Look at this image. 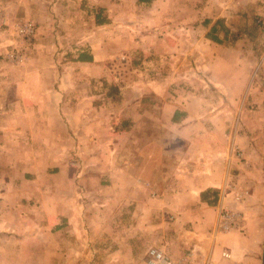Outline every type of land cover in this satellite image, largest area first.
<instances>
[{"label": "crops", "instance_id": "obj_1", "mask_svg": "<svg viewBox=\"0 0 264 264\" xmlns=\"http://www.w3.org/2000/svg\"><path fill=\"white\" fill-rule=\"evenodd\" d=\"M190 1L184 15L185 0H0V264H141L151 247L176 264H264V39L239 23L253 7L264 36V0ZM44 12L75 36L39 40ZM25 20L27 46L12 31ZM171 20L173 79L125 88L169 107L157 125L172 133L124 149L138 141L141 104H119L102 125L92 109L115 106L95 100L113 60L153 50L155 40L136 45L135 24ZM171 82L177 95L164 103ZM102 139L111 146L93 150ZM221 211L240 229L213 234Z\"/></svg>", "mask_w": 264, "mask_h": 264}, {"label": "rangeland", "instance_id": "obj_2", "mask_svg": "<svg viewBox=\"0 0 264 264\" xmlns=\"http://www.w3.org/2000/svg\"><path fill=\"white\" fill-rule=\"evenodd\" d=\"M45 1L47 2V0ZM82 1L86 2V0H82ZM249 3L250 2L248 1L246 5H249ZM182 6H183L182 11L184 14L189 11L190 7L192 6V3L190 0H185V2L182 3ZM60 12L61 10L59 8L56 12L57 16H59ZM144 16L145 15H142V14L139 15V21H140L139 23H141L142 20L143 21L145 20ZM52 20H55L54 17L53 19L51 17L50 19H48L47 16L45 15V12L40 13V15H37L35 27L36 28L42 27V29H38V32H37L38 39L39 40L44 39L45 41L47 40L48 42L46 44L47 46L51 44L50 35L53 34V32H55L54 35L57 37V39H59V41H61L62 39H72L75 36V33L73 32L71 27L68 28L67 30H64L61 27H58L56 25L57 23H55ZM239 20H240L239 23L243 25L241 26V29H243L244 35H246L247 38L253 40L256 37H262L264 39V36L260 35V33H258L259 31H257V28H260V25L262 22H261L260 16L254 14L253 7L247 6L244 10L243 16ZM169 22L170 23L167 24V26L165 27V30L162 29L159 31L151 30L152 28L150 27L149 23L145 25L142 24L141 26L138 25L139 23L135 24L136 32H135V38L133 40L134 42H136V45H140L141 47H143V45H148L149 43H151V42L148 43L149 40H152V41L155 40L153 43H151L153 50L151 52L144 53L142 52V48H139V50L135 51V53L140 56L139 58L129 57V59L126 58L125 60H123L122 58L113 60L111 64V71H110L111 78L109 80L107 79V81L105 82V84L108 86L106 90V94L105 96H102L99 100H95V103L111 102L113 103L112 105L115 106L113 110H110L107 108L101 109L102 112L99 109L97 110L92 109V111L101 115L102 121L100 123H102V125L106 123L108 124V121L111 118V116H113V114L117 112L116 107L119 106V104L121 103L129 104L133 100L141 104V107H139L137 111L141 120L139 121L138 127L132 131V135L134 136V139L138 138V141H134L130 145H127V147H123L124 149L127 148L128 150H131V149L136 150V149L142 148V146L145 145L144 144L145 142L143 141L141 142L139 139L141 138V135L143 136V134L144 136L145 135L147 136L149 134L154 136L157 133L159 135H163V134L166 135V134L172 133L171 129L167 127L165 128L162 127V126H165V124H162L161 126L157 125L158 113L161 114L160 115L161 118L165 119V117L170 111L169 107H165V108L163 107L162 109L159 110L156 104L158 102L155 101L156 102L155 103L153 101L154 98L149 100L147 98V94L146 95L140 94V93H136V95H134L133 93L131 94L130 93L131 91L125 88L126 86H129L132 84L136 85L135 87L137 86L141 87L143 85L145 86L146 84H149V82L156 83L159 79H161V77H165V76L171 77L173 67L175 66V62L173 60V53L171 52L172 50L170 51L168 50V48H164V40L169 39L171 41L173 40L175 36V31L172 27L173 22L172 20ZM254 28H256V31L254 30ZM150 35H153V36L150 39H147V37ZM123 39H124L123 41L126 42L127 40H131V36L125 32L123 35ZM77 40H76L77 42L76 41L75 42L78 45L80 39L77 38ZM125 42L123 44H125ZM158 42L162 44L158 46L157 45ZM39 43L43 44V41H40ZM43 46L45 48L47 47L44 44ZM163 48L166 50V54H164L163 52H160L161 51L160 49H163ZM75 49H77V47ZM123 49L125 50L124 45H123ZM171 79L173 78L171 77ZM168 87L169 88L166 91V95H165L166 99L164 103H168V101H170V98L172 99V97L177 95V94H174L173 92L174 90L177 89L174 82H171V84ZM205 99L212 100L213 98L205 97ZM92 103H94V101H92ZM147 104H150V106L152 107L147 108L146 107ZM125 121H128V120H125ZM145 122L150 123V124H148L147 126ZM120 123H124V122L120 120ZM126 127L127 125L122 126L120 130H124L126 129ZM105 130L106 129H104L103 132ZM71 144H74V143H71ZM110 144H111L110 141L102 139L101 141L97 143V145L92 147V149L93 150L94 149L104 150V149H107L109 146H111ZM114 144H117L118 146L121 145L120 142L116 140H114L113 145ZM154 145L155 144L152 143V146H151L152 149H157V146H154ZM164 145L167 146V143H165ZM87 211L88 210L84 209V212H87ZM98 223H101V221H99ZM156 232L157 230L152 231L150 235H154L156 234ZM136 264H139V263H136Z\"/></svg>", "mask_w": 264, "mask_h": 264}, {"label": "built area", "instance_id": "obj_3", "mask_svg": "<svg viewBox=\"0 0 264 264\" xmlns=\"http://www.w3.org/2000/svg\"><path fill=\"white\" fill-rule=\"evenodd\" d=\"M1 27V23H0ZM13 36L23 46L29 45L35 36V29L30 21H18L13 25ZM5 59L10 63L19 64L21 55L19 53H7ZM240 229L239 220L236 215L228 211H221L217 215L216 222L213 226V234H222L229 231ZM225 257L227 255H224ZM141 264H176L162 250L157 248H148L145 251L144 259Z\"/></svg>", "mask_w": 264, "mask_h": 264}, {"label": "water", "instance_id": "obj_4", "mask_svg": "<svg viewBox=\"0 0 264 264\" xmlns=\"http://www.w3.org/2000/svg\"><path fill=\"white\" fill-rule=\"evenodd\" d=\"M261 260H263V257H262V259Z\"/></svg>", "mask_w": 264, "mask_h": 264}]
</instances>
